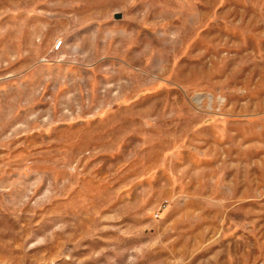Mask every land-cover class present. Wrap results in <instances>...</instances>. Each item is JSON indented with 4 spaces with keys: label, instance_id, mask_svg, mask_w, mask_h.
Segmentation results:
<instances>
[{
    "label": "rangeland",
    "instance_id": "obj_1",
    "mask_svg": "<svg viewBox=\"0 0 264 264\" xmlns=\"http://www.w3.org/2000/svg\"><path fill=\"white\" fill-rule=\"evenodd\" d=\"M0 264H264V0H0Z\"/></svg>",
    "mask_w": 264,
    "mask_h": 264
},
{
    "label": "built area",
    "instance_id": "obj_2",
    "mask_svg": "<svg viewBox=\"0 0 264 264\" xmlns=\"http://www.w3.org/2000/svg\"><path fill=\"white\" fill-rule=\"evenodd\" d=\"M63 45V41L62 40H59V41H56L55 45H54V50L55 51H58Z\"/></svg>",
    "mask_w": 264,
    "mask_h": 264
}]
</instances>
